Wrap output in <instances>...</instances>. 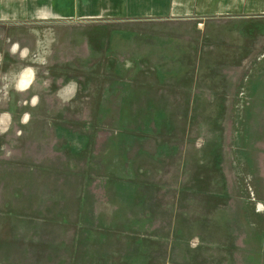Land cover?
Instances as JSON below:
<instances>
[{"label": "rangeland", "instance_id": "obj_1", "mask_svg": "<svg viewBox=\"0 0 264 264\" xmlns=\"http://www.w3.org/2000/svg\"><path fill=\"white\" fill-rule=\"evenodd\" d=\"M245 1L0 23V264H264V0Z\"/></svg>", "mask_w": 264, "mask_h": 264}, {"label": "crops", "instance_id": "obj_2", "mask_svg": "<svg viewBox=\"0 0 264 264\" xmlns=\"http://www.w3.org/2000/svg\"><path fill=\"white\" fill-rule=\"evenodd\" d=\"M221 2L225 0H0V23H95L101 20L126 21L158 18L189 17L192 11L186 13L177 12V6L186 4L187 8L194 3ZM247 2L250 0H246ZM245 1V2H246ZM242 5V4H241ZM241 5L234 6L227 12L226 8L198 9L197 13L202 17H221L228 14L237 15ZM237 12V13H236ZM256 14H264V11L255 10ZM90 42L86 44V52L91 53L94 46ZM95 48V47H94ZM84 49V50H85ZM82 48L81 51H84ZM76 52V54H80ZM33 72L26 70L19 83L24 89L32 85Z\"/></svg>", "mask_w": 264, "mask_h": 264}]
</instances>
